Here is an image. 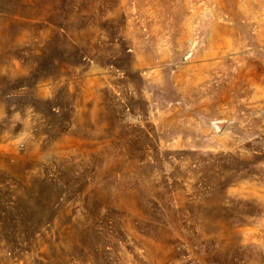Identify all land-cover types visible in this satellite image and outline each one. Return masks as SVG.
<instances>
[{"label":"rangeland","instance_id":"obj_1","mask_svg":"<svg viewBox=\"0 0 264 264\" xmlns=\"http://www.w3.org/2000/svg\"><path fill=\"white\" fill-rule=\"evenodd\" d=\"M0 264H264V0H0Z\"/></svg>","mask_w":264,"mask_h":264}]
</instances>
